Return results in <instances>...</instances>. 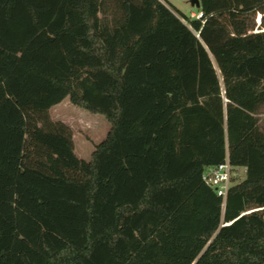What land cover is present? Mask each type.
Here are the masks:
<instances>
[{
	"label": "trees",
	"instance_id": "obj_1",
	"mask_svg": "<svg viewBox=\"0 0 264 264\" xmlns=\"http://www.w3.org/2000/svg\"><path fill=\"white\" fill-rule=\"evenodd\" d=\"M198 2L0 0V264H264V0ZM64 97L108 122L87 160Z\"/></svg>",
	"mask_w": 264,
	"mask_h": 264
},
{
	"label": "rangeland",
	"instance_id": "obj_2",
	"mask_svg": "<svg viewBox=\"0 0 264 264\" xmlns=\"http://www.w3.org/2000/svg\"><path fill=\"white\" fill-rule=\"evenodd\" d=\"M164 4L171 5L174 10L184 15L194 17L198 8L188 4L187 0H160ZM258 21V16L256 20ZM256 30V29H254ZM259 29H257L258 31ZM49 118L53 121L64 123L71 131L73 151L78 158L87 160L93 146L104 136L109 127L105 118L98 113H90L84 109L72 106L66 97L48 109ZM257 127L261 131L264 127V103L253 112ZM238 172V180L243 173Z\"/></svg>",
	"mask_w": 264,
	"mask_h": 264
},
{
	"label": "built area",
	"instance_id": "obj_3",
	"mask_svg": "<svg viewBox=\"0 0 264 264\" xmlns=\"http://www.w3.org/2000/svg\"><path fill=\"white\" fill-rule=\"evenodd\" d=\"M200 16L201 13L199 11L194 15L195 18ZM237 171L243 173L244 168L230 165L225 157L221 162L205 167L202 172V180L223 202L229 186L238 180Z\"/></svg>",
	"mask_w": 264,
	"mask_h": 264
},
{
	"label": "water",
	"instance_id": "obj_4",
	"mask_svg": "<svg viewBox=\"0 0 264 264\" xmlns=\"http://www.w3.org/2000/svg\"><path fill=\"white\" fill-rule=\"evenodd\" d=\"M188 1V4L193 6L194 8H199V2L198 0H187Z\"/></svg>",
	"mask_w": 264,
	"mask_h": 264
}]
</instances>
